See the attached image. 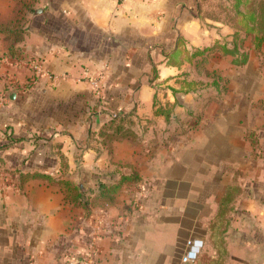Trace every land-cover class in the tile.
<instances>
[{
	"label": "crops",
	"instance_id": "obj_1",
	"mask_svg": "<svg viewBox=\"0 0 264 264\" xmlns=\"http://www.w3.org/2000/svg\"><path fill=\"white\" fill-rule=\"evenodd\" d=\"M211 1L0 0V23L20 8L24 30L0 32V132L23 138L0 133V264H80L101 214L98 264H184L188 240L214 252L208 222L230 189L223 264H264V40L246 16L202 19ZM216 41L239 53L183 58ZM34 172L78 185L90 214L19 176ZM133 175L113 203L94 198Z\"/></svg>",
	"mask_w": 264,
	"mask_h": 264
},
{
	"label": "trees",
	"instance_id": "obj_2",
	"mask_svg": "<svg viewBox=\"0 0 264 264\" xmlns=\"http://www.w3.org/2000/svg\"><path fill=\"white\" fill-rule=\"evenodd\" d=\"M21 9L17 8V12L15 17L7 22V23H0V32H2L6 37H12L16 40L18 37L22 35L24 32L23 29L20 28L19 22L22 20V16L20 13ZM33 12V11H32ZM250 21L257 20V24L247 28L248 31L255 30L258 36L255 37L254 46L258 48L262 41L264 40V28L260 26V19L264 18V8L260 9L259 14L257 15V11L253 8H248L247 10ZM244 17V14H243ZM248 20V21H249ZM11 50L12 46H8ZM215 50H219L223 55L229 54L232 56H236L239 53L238 47L236 45L232 47H228L226 43H219L215 42L210 47H204L203 49L194 48L192 49L191 53L187 50H182L183 58L190 60L191 57L199 56V63L203 64L206 62V55L205 52L210 53ZM205 55V56H204ZM247 61V55L245 53L241 54V57L234 58L232 63L235 65H242ZM168 64L171 65H178L180 64L178 61H175L172 58L167 60ZM199 66V65H197ZM189 84V83H188ZM155 114L164 113L166 118L170 117V112L168 109H155ZM117 119H121L118 116L112 117L109 120L114 121ZM5 138L8 140L9 143L17 142L23 140L22 137L14 138L12 137V131L9 127H7L4 131H1ZM249 140L253 146H255V138L252 135H249ZM20 178L22 180L30 179V178H41L46 179L50 182L58 183L59 185H63L65 187V191L67 193V198L70 202L81 205L85 209L86 216L90 214L88 210L89 198L86 197L83 191L80 189L78 185L72 184L70 181L66 180H55L48 174L34 172V173H20ZM132 180L134 182H139L140 178L137 175H133L132 177H121L119 181L109 184H102L99 185L95 194L94 198L105 203H113L115 201V196L120 190L121 184L124 181ZM233 197L234 191L230 189L226 192L224 197L220 200L218 204V210L215 216L208 222V233H207V242L213 249V253L209 254L206 251H201L198 253L196 258L191 264H223L226 256H227V249H226V233L230 227V218L229 215L233 209Z\"/></svg>",
	"mask_w": 264,
	"mask_h": 264
},
{
	"label": "built area",
	"instance_id": "obj_3",
	"mask_svg": "<svg viewBox=\"0 0 264 264\" xmlns=\"http://www.w3.org/2000/svg\"><path fill=\"white\" fill-rule=\"evenodd\" d=\"M100 78L101 76L98 75L91 79V88L95 94L100 93ZM105 217L104 214L99 215L96 218H93L92 222V230L89 237V242L86 247L84 253L80 256V264H98L97 263V254H98V247H97V239L100 236V232L104 229L105 226ZM188 250L186 253L181 257V261L184 264H189L194 261L198 253L200 252V243H195L191 240L187 241Z\"/></svg>",
	"mask_w": 264,
	"mask_h": 264
},
{
	"label": "rangeland",
	"instance_id": "obj_4",
	"mask_svg": "<svg viewBox=\"0 0 264 264\" xmlns=\"http://www.w3.org/2000/svg\"><path fill=\"white\" fill-rule=\"evenodd\" d=\"M216 3L218 7H220V5L224 6V10L222 11L220 9H217V5H215ZM234 3L236 4V0H212L210 4H207L206 6H202L200 16L202 19L203 18L204 19L213 18V19H222V20L224 19L230 22L232 25H237L238 22L244 18L242 17L243 14L244 16H246V19L249 20V18L247 17L248 12L246 13L241 12L242 10L235 11V9L238 8V5H234ZM250 7L255 9L258 15L260 12V9L264 8V0H245V3L240 5V8L245 9L246 11ZM16 11H17V8H16ZM248 23L256 25L257 20H254V21L249 20ZM260 26H263L264 28V18L260 19Z\"/></svg>",
	"mask_w": 264,
	"mask_h": 264
},
{
	"label": "water",
	"instance_id": "obj_5",
	"mask_svg": "<svg viewBox=\"0 0 264 264\" xmlns=\"http://www.w3.org/2000/svg\"><path fill=\"white\" fill-rule=\"evenodd\" d=\"M41 11V9H36L35 10V13H38V12H40Z\"/></svg>",
	"mask_w": 264,
	"mask_h": 264
}]
</instances>
